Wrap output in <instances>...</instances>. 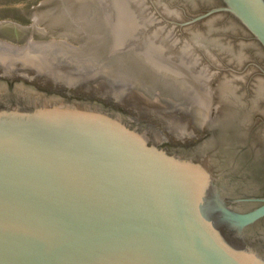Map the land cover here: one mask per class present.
I'll use <instances>...</instances> for the list:
<instances>
[{
  "label": "water",
  "instance_id": "95a60500",
  "mask_svg": "<svg viewBox=\"0 0 264 264\" xmlns=\"http://www.w3.org/2000/svg\"><path fill=\"white\" fill-rule=\"evenodd\" d=\"M222 1L185 25L229 13L264 47V0ZM180 6L48 0L0 22V264H264L258 172L225 132L175 142L208 119L176 89L204 92L205 69L150 62Z\"/></svg>",
  "mask_w": 264,
  "mask_h": 264
},
{
  "label": "flooded vegetation",
  "instance_id": "af4514ba",
  "mask_svg": "<svg viewBox=\"0 0 264 264\" xmlns=\"http://www.w3.org/2000/svg\"><path fill=\"white\" fill-rule=\"evenodd\" d=\"M181 1L185 3L179 7L181 17L158 14L173 29L166 48L158 56L151 55L150 62L175 68L205 69L204 92L195 83L185 84L179 78H176L179 83H176V89L180 94L197 95L201 103L194 107H181L180 110L205 115L208 119L198 124L196 134L175 142L190 147L212 133L216 136L227 133L238 160L258 172L259 183L264 190V47L229 13H215L185 25L212 9L224 6L222 0ZM187 10L193 13H187ZM209 19L214 20V26L231 25V28H214ZM217 38L226 45L219 44ZM199 40L203 45L196 44ZM238 41H243V44H238ZM225 86L230 98L225 97Z\"/></svg>",
  "mask_w": 264,
  "mask_h": 264
},
{
  "label": "rangeland",
  "instance_id": "374dc122",
  "mask_svg": "<svg viewBox=\"0 0 264 264\" xmlns=\"http://www.w3.org/2000/svg\"><path fill=\"white\" fill-rule=\"evenodd\" d=\"M48 0H0V22L9 20L21 26H31L33 9Z\"/></svg>",
  "mask_w": 264,
  "mask_h": 264
}]
</instances>
